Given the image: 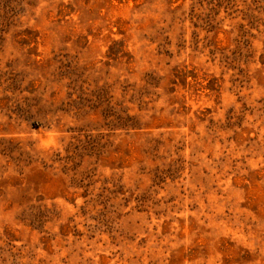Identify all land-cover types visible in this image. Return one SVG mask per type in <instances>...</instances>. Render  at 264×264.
Listing matches in <instances>:
<instances>
[{
  "label": "rangeland",
  "instance_id": "374dc122",
  "mask_svg": "<svg viewBox=\"0 0 264 264\" xmlns=\"http://www.w3.org/2000/svg\"><path fill=\"white\" fill-rule=\"evenodd\" d=\"M0 264H264V0H0Z\"/></svg>",
  "mask_w": 264,
  "mask_h": 264
}]
</instances>
